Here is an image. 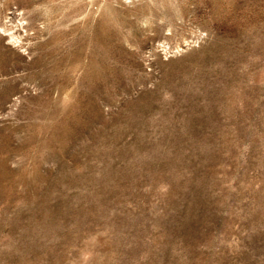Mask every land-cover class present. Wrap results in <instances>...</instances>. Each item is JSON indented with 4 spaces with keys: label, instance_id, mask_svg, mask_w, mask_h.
Masks as SVG:
<instances>
[{
    "label": "rangeland",
    "instance_id": "374dc122",
    "mask_svg": "<svg viewBox=\"0 0 264 264\" xmlns=\"http://www.w3.org/2000/svg\"><path fill=\"white\" fill-rule=\"evenodd\" d=\"M0 264H264V0H0Z\"/></svg>",
    "mask_w": 264,
    "mask_h": 264
}]
</instances>
